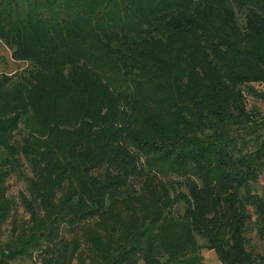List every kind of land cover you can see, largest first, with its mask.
Returning <instances> with one entry per match:
<instances>
[{
	"label": "trees",
	"instance_id": "trees-1",
	"mask_svg": "<svg viewBox=\"0 0 264 264\" xmlns=\"http://www.w3.org/2000/svg\"><path fill=\"white\" fill-rule=\"evenodd\" d=\"M205 23L222 31L193 47L200 78L145 67L174 102L167 126L144 116L134 106L160 85L135 76L153 45ZM0 45L25 65L0 74V264H203L201 249L264 264V114L245 98L264 101L252 86L264 85V0H0ZM154 151L180 179L140 198ZM132 198L134 213L114 216Z\"/></svg>",
	"mask_w": 264,
	"mask_h": 264
},
{
	"label": "rangeland",
	"instance_id": "rangeland-1",
	"mask_svg": "<svg viewBox=\"0 0 264 264\" xmlns=\"http://www.w3.org/2000/svg\"><path fill=\"white\" fill-rule=\"evenodd\" d=\"M241 16L238 14V12H235V19L237 23H240L241 21ZM210 24L205 23V24H200L196 28L193 29L190 38H172V39H167L165 41H161L158 45H153L154 51L153 54L155 55L154 60H149L148 64H141V67L137 71V75L135 76L137 79H143L147 81L145 78L147 76L152 78L154 82H158L160 86H155V91L158 94L155 98H153L152 93L142 95L140 98V104L137 106H134V108L143 109L144 116H147L149 114H154V113H159L160 117L163 120V125L167 126V122L171 119V115L167 113L170 107H172L173 102H174V97L172 96L173 89H171V83L170 82H162V79H157L154 77V75L148 74L147 69L145 67H148L149 71L152 72H158L161 75H164V72L161 67H165V64H161L159 62H166L169 65H172L173 68L175 69V77L183 79L186 78L192 83L196 78H200V74L198 72V69H193L191 60H192V51L193 47L199 38V36L206 34L209 29L212 30V32H221L222 31V26L216 25V26H209ZM146 49V47H145ZM167 49V50H166ZM166 50L167 52L163 51ZM223 52V51H222ZM222 52H218L217 48H214L211 51V54L209 58H216L218 56L222 57L223 63L225 64L227 68V61H224L226 57ZM196 59H199L200 56H196ZM25 67L24 64L14 62L10 56L9 52L2 46L0 45V74L5 73V74H12L13 72H19L21 69ZM134 80V79H133ZM151 83V81H149ZM149 83V85H150ZM117 86H120L119 82H115ZM152 84V83H151ZM148 84L142 83L141 87L144 89L149 90ZM134 86V85H133ZM253 88L261 93L262 98L264 99V85L263 84H252ZM191 87V85H190ZM132 90H134V87H131ZM246 98V103L247 106L250 105H255L258 110L264 114V101L261 100H253L249 96H245ZM164 102H167V109L164 112L162 109H156L155 103L157 105L162 104ZM143 104V105H142ZM120 109V108H119ZM118 109V110H119ZM120 113H125L126 109H121L119 110ZM153 132V131H150ZM138 135V136H137ZM135 135L137 138H143L142 135L137 133ZM132 138L134 139V132L132 135ZM144 141H151V139L144 140ZM152 142H155L152 140ZM148 160L152 162V172L149 175V179L145 184L144 189H142L139 192L140 198H145L152 190L157 192L156 186H159L161 188H165L164 184L169 183L170 185L178 181L180 177L177 175H174L173 173L170 172L172 169L173 165V157L163 154L162 152L160 153L159 151H154L150 154L145 155ZM181 174V172L177 173ZM6 195L9 196L12 200H16L17 198V193L20 191H23V184L20 181L15 180L14 178L10 177L6 183ZM255 188L258 189V192L260 194L264 195V178H260L258 180V184L255 185ZM134 209H136V203L134 201V198L129 199L125 202V205L123 206V209L120 211L116 210L114 212V216H128L134 213ZM13 217L15 218L16 222H20L22 219L26 218L25 214L21 210L19 206L16 205V210L14 211ZM119 223V221H115L112 218L108 219L103 222V225L105 227L109 226L111 223ZM7 225L4 226L2 230V235L0 240L5 239V236L7 235V230L10 227V220H7ZM67 238H69L67 236ZM200 255L202 257V263L203 264H220L218 260L216 259L214 253L211 250H206V249H201L200 250ZM20 263H13V264H24L23 262L19 261Z\"/></svg>",
	"mask_w": 264,
	"mask_h": 264
}]
</instances>
